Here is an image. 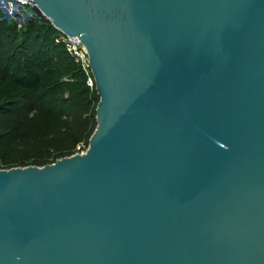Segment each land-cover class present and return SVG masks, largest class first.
Segmentation results:
<instances>
[{
  "label": "water",
  "instance_id": "95a60500",
  "mask_svg": "<svg viewBox=\"0 0 264 264\" xmlns=\"http://www.w3.org/2000/svg\"><path fill=\"white\" fill-rule=\"evenodd\" d=\"M99 100L84 153L0 169V264H264V0H31Z\"/></svg>",
  "mask_w": 264,
  "mask_h": 264
},
{
  "label": "trees",
  "instance_id": "16d2710c",
  "mask_svg": "<svg viewBox=\"0 0 264 264\" xmlns=\"http://www.w3.org/2000/svg\"><path fill=\"white\" fill-rule=\"evenodd\" d=\"M60 32L40 18L18 28L0 19V127L23 110H29L39 124L37 136L66 132L73 144L30 162L6 163V168L44 166L70 156L77 142L90 138L96 127L95 108L99 100L90 71L86 73L72 59ZM93 81L92 87L87 79ZM37 139H18L16 145L34 148Z\"/></svg>",
  "mask_w": 264,
  "mask_h": 264
},
{
  "label": "rangeland",
  "instance_id": "374dc122",
  "mask_svg": "<svg viewBox=\"0 0 264 264\" xmlns=\"http://www.w3.org/2000/svg\"><path fill=\"white\" fill-rule=\"evenodd\" d=\"M38 129L39 124L34 113L29 110H23L17 118L13 120L6 119L2 123L0 127V169H10L4 166L6 163L30 162L41 159L51 152L61 148L66 149L73 144V138H69L66 132L40 138L37 136ZM18 139L24 141L37 139L38 144L34 148L22 147L16 145ZM87 147V140L77 142L73 153L85 151Z\"/></svg>",
  "mask_w": 264,
  "mask_h": 264
},
{
  "label": "built area",
  "instance_id": "2783aa9c",
  "mask_svg": "<svg viewBox=\"0 0 264 264\" xmlns=\"http://www.w3.org/2000/svg\"><path fill=\"white\" fill-rule=\"evenodd\" d=\"M38 18H40L38 10L31 0H0L1 20L14 23L18 28H21L28 21ZM59 40L63 42L74 62L88 73L90 71L88 53L81 41L75 36H68L62 32H60ZM87 84L90 87L93 85L90 77L87 79ZM80 153H84V151Z\"/></svg>",
  "mask_w": 264,
  "mask_h": 264
}]
</instances>
